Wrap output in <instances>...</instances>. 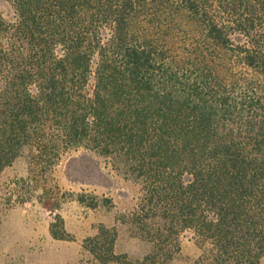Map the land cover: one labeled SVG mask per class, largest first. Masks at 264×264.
I'll return each instance as SVG.
<instances>
[{"label": "trees", "instance_id": "16d2710c", "mask_svg": "<svg viewBox=\"0 0 264 264\" xmlns=\"http://www.w3.org/2000/svg\"><path fill=\"white\" fill-rule=\"evenodd\" d=\"M7 2L0 176L27 149L93 152L138 188L121 221L153 246L120 257L103 227L101 263L170 264L190 234L207 264H261L264 0Z\"/></svg>", "mask_w": 264, "mask_h": 264}, {"label": "rangeland", "instance_id": "374dc122", "mask_svg": "<svg viewBox=\"0 0 264 264\" xmlns=\"http://www.w3.org/2000/svg\"><path fill=\"white\" fill-rule=\"evenodd\" d=\"M0 10L10 14L7 0H0ZM138 194L133 183L93 152L81 149L55 160L27 149L0 176L2 244L12 254L6 264H103L87 247L97 242L103 227L117 230L118 256L144 258L152 244L121 221ZM92 203L96 207H89ZM53 228L66 239H56ZM170 264L207 263L200 246L185 234Z\"/></svg>", "mask_w": 264, "mask_h": 264}, {"label": "crops", "instance_id": "0c3cea01", "mask_svg": "<svg viewBox=\"0 0 264 264\" xmlns=\"http://www.w3.org/2000/svg\"><path fill=\"white\" fill-rule=\"evenodd\" d=\"M4 235L1 233L0 230V264H6L8 263V259L11 258L12 254L6 251L5 246L2 244V241H4ZM6 251V252H5Z\"/></svg>", "mask_w": 264, "mask_h": 264}]
</instances>
